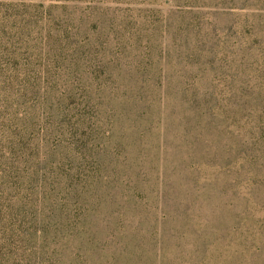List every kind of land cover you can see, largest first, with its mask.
<instances>
[{
	"label": "rangeland",
	"instance_id": "rangeland-1",
	"mask_svg": "<svg viewBox=\"0 0 264 264\" xmlns=\"http://www.w3.org/2000/svg\"><path fill=\"white\" fill-rule=\"evenodd\" d=\"M0 264H264V0H0Z\"/></svg>",
	"mask_w": 264,
	"mask_h": 264
},
{
	"label": "trees",
	"instance_id": "trees-1",
	"mask_svg": "<svg viewBox=\"0 0 264 264\" xmlns=\"http://www.w3.org/2000/svg\"><path fill=\"white\" fill-rule=\"evenodd\" d=\"M198 51L201 52L202 50H198ZM167 54L170 55V53H167ZM188 57H189V55H187V58ZM158 72H159V78L160 79L157 78L156 87L160 90V92H158L157 95L153 96V95H149V94L145 93L144 91H142L140 98H141V96H143L142 98H144V100L146 101V102H144L142 100L146 104L145 110L149 109L151 112L154 113V117L149 124V131L151 130V132H152L154 128L157 129L160 133L157 138L160 137L161 138L160 142H161L162 140H169V138L167 136H165V138L163 136L165 135L166 131L171 132L170 130L172 129L171 126H172L173 122H174V124H176V126H177V124L179 126H182L183 125L182 122H185V120H186V122H189V125H191L193 119H197L196 121H199V119H201L202 116L207 114L208 109L204 108L203 99L199 98L198 96L192 95L189 97L181 98L179 101H176L177 97H174L171 94H168L166 91L164 92V90L166 89V87L168 85H170L172 80L171 79H168V80L165 79L164 80L163 71H162V69H160V67L158 68ZM145 82H147V81H144V83ZM163 88H164V90H163ZM143 89H145V87ZM186 102H187V104H186ZM145 110L143 111V115L145 113H147V111H148V110H146V111ZM178 114H179V116H178ZM186 114H189V116L186 117ZM151 141H152V143H155V140H153V137H152ZM120 146L126 148L127 144L126 143L120 144ZM121 151H123V150H121ZM161 157H165V155H164V151L160 147V152H159V156H158L159 160H161ZM189 167L192 168V165H189ZM181 172L182 171H179V173H181ZM197 180L198 179H195L194 182L197 183ZM122 182L126 186H131L134 183V182L129 183L126 181H122ZM159 184H160L159 188L163 189V187H162L163 182L160 181ZM142 187L143 186H140V188H142ZM140 188H139V185L135 186L134 190L137 191L136 194L139 193ZM164 193H167V192L164 191ZM115 194H118V192L114 191L112 193V192L108 191L106 194H98L95 192L94 197L91 200L92 201L91 203H94L96 205V208L98 207V205H105V203H109V205H111L113 203H117L118 199L115 197ZM67 195H68V197L70 196L69 193ZM76 195H77V201L80 204V199L82 196H81V194H76ZM120 195H125V194H123L121 192ZM125 196L128 197L127 195H125ZM161 198L162 197L158 196V198H157L158 203L161 200ZM167 199L168 198L166 197V195H164L163 202L166 201ZM67 200H70V199L67 198ZM155 200H156V198H154V201ZM55 201H56V199H51L50 202H48V203L52 204ZM57 201H59V200H57ZM82 202H83V200H82ZM46 203L47 202L45 200V196H42V201L40 204L43 205ZM86 203L89 204L88 200ZM165 205H166V203H165ZM41 206H37V207L30 209L31 210V218H30L31 221L37 222V220H38L37 214L39 211H41Z\"/></svg>",
	"mask_w": 264,
	"mask_h": 264
}]
</instances>
